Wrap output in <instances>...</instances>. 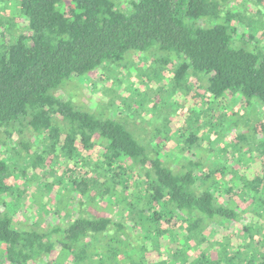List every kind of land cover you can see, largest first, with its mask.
<instances>
[{
    "label": "trees",
    "instance_id": "16d2710c",
    "mask_svg": "<svg viewBox=\"0 0 264 264\" xmlns=\"http://www.w3.org/2000/svg\"><path fill=\"white\" fill-rule=\"evenodd\" d=\"M234 1L0 5V259L264 264V115L253 113L264 105V0ZM132 69L157 91L127 116L112 100L110 115L55 92L97 71L113 88ZM60 162L52 220L15 223L7 203L26 191L17 179ZM212 224L225 227L220 238ZM152 235L175 250L153 247Z\"/></svg>",
    "mask_w": 264,
    "mask_h": 264
},
{
    "label": "rangeland",
    "instance_id": "374dc122",
    "mask_svg": "<svg viewBox=\"0 0 264 264\" xmlns=\"http://www.w3.org/2000/svg\"><path fill=\"white\" fill-rule=\"evenodd\" d=\"M6 1L8 0H0V5L6 4ZM241 1L243 0H235L234 3L235 5H237L236 3ZM6 5L12 9V16L17 20L20 8L19 2L13 1L11 4L9 2ZM246 6L249 9L250 7L253 10L255 9V5L252 6L250 3L246 4ZM242 30L243 28L241 27L239 31L242 32ZM250 31L253 32V34L255 32L253 28ZM132 58L136 60V63H138V61L140 60V56L137 52L133 53ZM117 75H119V81L116 83V85H113V88L110 83H107L105 74H101L99 71H97L96 73L90 75L72 77L70 81H68L66 85L63 86V88H59L55 92L59 93L64 98L69 97L74 102L83 104V106L89 109H97L102 111L105 110L110 115L115 114V112L112 111L113 113H110L111 111L109 112L107 110V100H112L117 104L116 114L118 110H122L121 114L125 116L128 115L126 109L129 105L134 108L138 105V102L135 103V100H139V102H142L146 106L147 104L148 106L151 105V101L148 102L149 95L153 94V92H156L157 89H155V87H152L149 82L145 84V81L141 78L137 71L132 69L129 76H124V74L120 73H118ZM144 86H146L147 89H144ZM105 87H109V89H106ZM146 91H148V94H145ZM123 100L126 101L127 105L122 104ZM253 106L255 109L253 113H256L257 111L258 114L264 115V105L254 102ZM227 109L228 108L226 107V110ZM138 112L142 113L143 111L141 109H138ZM147 113L150 114L151 112L148 111ZM218 113L219 109L215 110L214 114L219 115ZM143 114L146 119L147 114L145 112H143ZM11 141L12 142H8L9 146H12L14 144V141ZM176 143H178V141L176 139V136L174 135L173 140L170 139L166 142L167 148L173 152V150L177 148ZM1 145V147L3 148L4 145ZM5 156L7 160H10V157L13 156V153L7 150ZM232 164H234L233 160ZM66 166L67 164L65 165L64 162L63 165H61V162L58 164L55 163L51 169L47 168L48 170L45 171L44 174L40 172V176L38 175L39 178L37 177L31 180L30 183L25 182L24 179L21 178L17 179V182L19 181L18 188H25L26 191L21 195V197H15L9 200L7 203L8 209L12 213L15 223L23 220H28L29 222H35L37 220H40L41 222L42 220L44 222H47L52 220V216H54V209L59 203L58 200H60L61 193H64L63 188L66 186V183H61L60 181L61 176L66 171ZM31 173L32 170H29L28 168L27 174L30 176ZM17 182L15 185H17ZM49 198H51V201H48ZM224 228L225 227H223L222 225L212 224L206 230L207 234H210L214 238H220L225 233ZM148 241L153 247L157 245V247H159L162 252H165V254H169L175 250V246L168 240H164V238H159L155 235H152L147 238V242ZM0 264L8 263H6L5 260L0 259ZM39 264L45 263L39 262Z\"/></svg>",
    "mask_w": 264,
    "mask_h": 264
}]
</instances>
